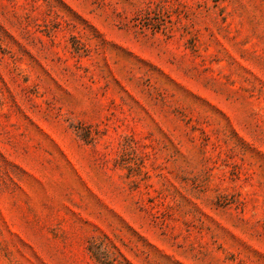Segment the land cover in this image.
<instances>
[{"label": "rangeland", "instance_id": "obj_1", "mask_svg": "<svg viewBox=\"0 0 264 264\" xmlns=\"http://www.w3.org/2000/svg\"><path fill=\"white\" fill-rule=\"evenodd\" d=\"M0 264H264V0H0Z\"/></svg>", "mask_w": 264, "mask_h": 264}, {"label": "trees", "instance_id": "obj_2", "mask_svg": "<svg viewBox=\"0 0 264 264\" xmlns=\"http://www.w3.org/2000/svg\"><path fill=\"white\" fill-rule=\"evenodd\" d=\"M163 12L159 8L150 9L136 18V24L141 27L163 29L166 26Z\"/></svg>", "mask_w": 264, "mask_h": 264}]
</instances>
